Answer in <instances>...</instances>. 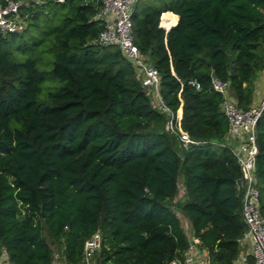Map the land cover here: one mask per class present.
Wrapping results in <instances>:
<instances>
[{"label": "trees", "instance_id": "16d2710c", "mask_svg": "<svg viewBox=\"0 0 264 264\" xmlns=\"http://www.w3.org/2000/svg\"><path fill=\"white\" fill-rule=\"evenodd\" d=\"M23 1L22 28L0 30V243L11 262L51 264L45 228L68 264L96 230L99 264H168L188 243L170 202L181 182L180 210L211 264H235L241 169L211 142L228 124L211 76L229 81L239 106L252 102L264 0L134 4V41L159 71L175 129L200 140L187 146L162 128L166 113L119 48L97 41L100 0ZM256 137L264 216V109Z\"/></svg>", "mask_w": 264, "mask_h": 264}, {"label": "built area", "instance_id": "2783aa9c", "mask_svg": "<svg viewBox=\"0 0 264 264\" xmlns=\"http://www.w3.org/2000/svg\"><path fill=\"white\" fill-rule=\"evenodd\" d=\"M63 2V0H57ZM137 0H100V9L94 19L100 20L102 29L97 35L101 44L116 45L122 55L133 65L141 85L150 96L152 106L166 113V130L176 134L183 146L200 140L191 137L186 131L176 130L173 123V112L163 101L159 92L160 74L150 62L148 55L142 52L134 41L131 13ZM23 0H0V30L2 32L20 30L23 26L19 19L20 6ZM264 74V66L262 68ZM194 83V81H191ZM211 85L221 94L220 107L227 118V131L222 139H212L211 142L227 146L236 158L241 169V175L236 181V188L241 196V215L245 223L237 241L240 246L235 264H264V216L259 207V189L256 179V154L259 145L256 137V123L264 109V82L261 89L253 91L252 102L243 108L238 105L232 94L229 81L211 76ZM199 84L196 83V87ZM179 190L184 197V186L180 182ZM183 200V199H182ZM176 201V196L173 202ZM173 207V206H172ZM181 221V226L187 236V246L181 256L168 261V264H211L208 249L202 245L199 237L193 232L186 216L173 207ZM102 245V235L99 230L85 238L82 249V263L92 264L94 254ZM247 248V250H245ZM62 254L53 252L51 264L57 263V257ZM0 264H13L6 248L0 243Z\"/></svg>", "mask_w": 264, "mask_h": 264}, {"label": "rangeland", "instance_id": "374dc122", "mask_svg": "<svg viewBox=\"0 0 264 264\" xmlns=\"http://www.w3.org/2000/svg\"><path fill=\"white\" fill-rule=\"evenodd\" d=\"M145 1L147 2V1H149V0H140V3H143V2H145ZM162 128H163L164 130H166L165 123L163 124ZM182 196H183V194H182V192L179 190L178 193H177V195H176V201H175V202H173V200L170 201V202L172 203L173 207H175V209H178V211L180 212V214H181L180 203H181L182 199H184V197H182ZM43 233H44L46 239L48 240V242H49V243L51 244V246L53 247V251H54V252H57L58 254H62V251H61V245H60V244H54V243H52L51 237H50L48 231H47L45 228L43 229ZM99 259H100V256H99V251H98V252L94 255V258H93L92 264H99ZM57 260H58V261H57L56 264H68V263H66V262L64 261V258H63V257L61 258L60 255L57 257ZM80 264H83L82 261H81Z\"/></svg>", "mask_w": 264, "mask_h": 264}, {"label": "crops", "instance_id": "0c3cea01", "mask_svg": "<svg viewBox=\"0 0 264 264\" xmlns=\"http://www.w3.org/2000/svg\"><path fill=\"white\" fill-rule=\"evenodd\" d=\"M263 82H264V74H263L262 70H260L259 72H257L255 78L252 81V84L254 86V90L261 89ZM245 250H247V248Z\"/></svg>", "mask_w": 264, "mask_h": 264}, {"label": "water", "instance_id": "95a60500", "mask_svg": "<svg viewBox=\"0 0 264 264\" xmlns=\"http://www.w3.org/2000/svg\"><path fill=\"white\" fill-rule=\"evenodd\" d=\"M257 143H258V139H257Z\"/></svg>", "mask_w": 264, "mask_h": 264}]
</instances>
